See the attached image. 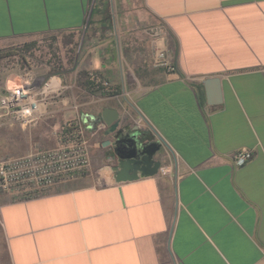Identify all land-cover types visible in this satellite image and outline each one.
Returning a JSON list of instances; mask_svg holds the SVG:
<instances>
[{"label":"crops","instance_id":"crops-1","mask_svg":"<svg viewBox=\"0 0 264 264\" xmlns=\"http://www.w3.org/2000/svg\"><path fill=\"white\" fill-rule=\"evenodd\" d=\"M81 30L69 80L97 72L115 94L78 100V113L118 109L172 171L102 183L98 169L114 165L90 132L86 176L29 200L0 195L11 263L264 264V0H0V51ZM159 36L174 71L154 54ZM241 150L254 157L236 167Z\"/></svg>","mask_w":264,"mask_h":264},{"label":"built area","instance_id":"built-area-1","mask_svg":"<svg viewBox=\"0 0 264 264\" xmlns=\"http://www.w3.org/2000/svg\"><path fill=\"white\" fill-rule=\"evenodd\" d=\"M163 60L164 57L160 59V64L168 66ZM170 69L174 71L173 67ZM52 76L62 79L63 91L47 97L40 96V89ZM89 81L93 91L81 87L77 78L70 81L62 74L42 76L28 70L18 86L6 89L0 96V128H35L42 121L55 118L57 106L68 107L66 111L71 112L57 132V143L54 147H39L23 156H0V194H10L16 200L38 198L52 193L66 182L78 180L88 174L91 168L92 131L88 128L89 116L83 118L78 113L79 108L84 105L79 104L78 100L90 98L95 101L103 94H115L112 84L97 72L89 73ZM33 97L45 104V111L42 115L34 111L33 117L26 120L19 112L23 107H35L28 104L29 98ZM65 100L68 101L67 104ZM253 157V152L249 150L238 151L233 155L234 166L242 167Z\"/></svg>","mask_w":264,"mask_h":264},{"label":"rangeland","instance_id":"rangeland-1","mask_svg":"<svg viewBox=\"0 0 264 264\" xmlns=\"http://www.w3.org/2000/svg\"><path fill=\"white\" fill-rule=\"evenodd\" d=\"M83 37L84 30H81L64 36L36 40L35 46L29 50L25 44L2 50L1 54L8 56L0 60V87L4 85L6 78L12 77L13 81H17L18 75L28 70L38 72L42 76L62 74L69 80L68 73L77 64L80 48L83 46L81 44L84 42ZM63 122L64 119L61 118H49L35 128H0V156H23L39 147H54L57 132ZM8 255L0 220V264H8L6 263Z\"/></svg>","mask_w":264,"mask_h":264},{"label":"water","instance_id":"water-1","mask_svg":"<svg viewBox=\"0 0 264 264\" xmlns=\"http://www.w3.org/2000/svg\"><path fill=\"white\" fill-rule=\"evenodd\" d=\"M213 82H217V79H207L206 85ZM88 122V128L94 135L106 139L103 145L110 148L106 158L114 165L117 183L159 174L163 165V144L148 140L145 132L134 126L128 118L123 119L118 109L105 106L99 113L91 115Z\"/></svg>","mask_w":264,"mask_h":264},{"label":"clouds","instance_id":"clouds-1","mask_svg":"<svg viewBox=\"0 0 264 264\" xmlns=\"http://www.w3.org/2000/svg\"><path fill=\"white\" fill-rule=\"evenodd\" d=\"M152 45L154 48V54L157 59H163L164 53L167 51V39L165 36H159L158 38L152 41ZM64 89L63 81L58 76H52L48 81L44 83L42 88L40 89V96L47 97L53 94H59ZM67 100H65V104H67ZM29 105H34L35 107H23L21 108L19 115L22 118L33 117V112L43 114L45 111V104L41 101H38L36 98H29ZM30 122V121H28ZM172 169L170 167H160L159 173L162 175H168L171 173ZM97 176L100 182L102 183H111L114 177L113 169L110 165H105L101 167L97 171Z\"/></svg>","mask_w":264,"mask_h":264},{"label":"trees","instance_id":"trees-1","mask_svg":"<svg viewBox=\"0 0 264 264\" xmlns=\"http://www.w3.org/2000/svg\"><path fill=\"white\" fill-rule=\"evenodd\" d=\"M33 46H35V42L29 43V44L28 43L25 44V47L27 48V50L31 49ZM7 56L8 55L1 54V51H0V60L3 59V58H6ZM77 81H78V84L81 87L86 88L88 91H93L92 85H91V83L89 81V72H87V71H80L78 73V76H77ZM8 256H7V262L6 263L12 264L11 263L10 255H8Z\"/></svg>","mask_w":264,"mask_h":264}]
</instances>
